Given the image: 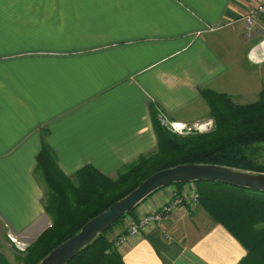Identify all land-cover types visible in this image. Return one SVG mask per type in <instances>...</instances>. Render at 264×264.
<instances>
[{"label":"crops","instance_id":"obj_1","mask_svg":"<svg viewBox=\"0 0 264 264\" xmlns=\"http://www.w3.org/2000/svg\"><path fill=\"white\" fill-rule=\"evenodd\" d=\"M261 1L0 0V221L27 245L51 226L34 174L43 136L66 174L92 165L116 177L158 148L151 102L189 123L209 113L203 89L235 102L259 96L264 15L252 29L244 16ZM175 189L156 191L136 213ZM115 248L121 264H239L247 254L199 203Z\"/></svg>","mask_w":264,"mask_h":264},{"label":"trees","instance_id":"obj_2","mask_svg":"<svg viewBox=\"0 0 264 264\" xmlns=\"http://www.w3.org/2000/svg\"><path fill=\"white\" fill-rule=\"evenodd\" d=\"M201 93L208 101L214 119L211 130L188 135L171 132L158 118L159 114L164 115L163 110L151 102L158 148L124 165L116 177L92 165H85L72 175L66 174L59 166L54 149L43 136L34 174L36 177L40 173L43 180V204L51 218V226L28 246L27 252L18 257V262L37 264L53 248L75 235L89 219L160 169L197 162L264 171V164L254 157L264 145V91L256 101L247 104L237 103L231 96L211 89H203ZM186 184L173 185H176V192L182 193ZM194 184L200 194L198 203L215 221L230 228L245 245L247 254L239 264H264V191L214 180ZM136 209L126 213L109 229L127 216L138 219ZM0 227L3 228L2 222ZM108 230L98 234L67 264H121L115 240L107 236ZM0 264H13L2 251Z\"/></svg>","mask_w":264,"mask_h":264},{"label":"water","instance_id":"obj_3","mask_svg":"<svg viewBox=\"0 0 264 264\" xmlns=\"http://www.w3.org/2000/svg\"><path fill=\"white\" fill-rule=\"evenodd\" d=\"M214 180L223 184L264 191V171L215 163H180L160 169L129 193L89 219L72 237L53 248L37 264H67L95 237L108 230L126 213L137 208L156 191L175 183Z\"/></svg>","mask_w":264,"mask_h":264},{"label":"built area","instance_id":"obj_4","mask_svg":"<svg viewBox=\"0 0 264 264\" xmlns=\"http://www.w3.org/2000/svg\"><path fill=\"white\" fill-rule=\"evenodd\" d=\"M261 15H264V0L256 5L251 6L248 9V12L244 16L247 28H254V26H256V18ZM170 123V128L178 133L192 130L191 127H188L186 129L187 124L180 121H171ZM175 190L173 191L172 198L168 199L160 208L140 215L138 219H131L126 230L115 238V245L118 247L122 244H125L130 240L137 238L149 228L158 227L159 229H161L164 221L169 218V216L175 209L186 204L195 205L196 203H198L200 194L197 188L192 187L187 190L184 189L182 193H178ZM167 236L168 234H166V237Z\"/></svg>","mask_w":264,"mask_h":264},{"label":"rangeland","instance_id":"obj_5","mask_svg":"<svg viewBox=\"0 0 264 264\" xmlns=\"http://www.w3.org/2000/svg\"><path fill=\"white\" fill-rule=\"evenodd\" d=\"M258 98H259V96H257V95H251V96L242 98V100L237 99L236 102L240 103V104H247V103L256 101ZM164 115L159 114V116H158L159 120L161 121V124L164 125L171 132H174V133H177L180 135H188V134H192V133H196V132H206L208 130H211L214 127V119L211 115V109L209 110V113L207 114V116L203 117L202 119L196 120L193 122H189V123H185V124H187L186 129L188 127H191L192 130H189L187 132L184 131L183 133H178V132L173 131L170 128L171 127L170 122L172 121V119L169 116H167L166 114H164ZM208 122H210V125L207 126ZM204 124H206V125H204ZM201 126H203V127H201ZM254 157L258 163L264 164V145L262 146V150L259 152L258 156L254 155ZM36 177L35 178L43 186L44 184H43L42 177L40 176V173H38ZM194 183L195 182H190V183H187L185 186H189V187L191 186V188L195 187L198 189V186L196 187V185ZM168 187L169 186L164 187V188H168ZM189 187H187L185 189L187 190ZM172 195H173V193H171V197L169 199L172 198ZM163 204L161 206H163ZM188 206H190V205H187V207ZM193 206H195V205H191V207H193ZM4 228H6L7 230L3 231ZM27 244L28 243L24 242L23 240H21L20 238L15 236L10 231L9 227H7V225L3 224V228L0 227V251H2L6 255L8 261H10L11 263H13V264H20L21 263V262H18L19 261L18 257L27 252V248L29 246ZM25 245H27V246H25Z\"/></svg>","mask_w":264,"mask_h":264}]
</instances>
